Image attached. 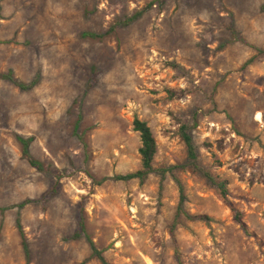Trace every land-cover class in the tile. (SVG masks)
<instances>
[{"label": "rangeland", "instance_id": "obj_1", "mask_svg": "<svg viewBox=\"0 0 264 264\" xmlns=\"http://www.w3.org/2000/svg\"><path fill=\"white\" fill-rule=\"evenodd\" d=\"M250 46L264 49V0H0V74L34 83L0 78V264H101L88 240L108 264H264V58ZM135 119L153 168H174L163 179L113 180L141 169Z\"/></svg>", "mask_w": 264, "mask_h": 264}, {"label": "trees", "instance_id": "obj_2", "mask_svg": "<svg viewBox=\"0 0 264 264\" xmlns=\"http://www.w3.org/2000/svg\"><path fill=\"white\" fill-rule=\"evenodd\" d=\"M137 17L139 16H134L133 18L129 19L128 22H132L133 20H135ZM91 38H99L97 35H87ZM250 48L255 52V58L258 57H262L264 58V49H260L258 47H254V46H250ZM0 78L3 80H9L12 83L15 84L16 87H18L20 90H29L34 86V83L30 84V85H25V84H21V83H17L13 77L11 76V74H7V75H1L0 74ZM93 78L92 77V84H93ZM169 94V98L174 99V98H183L186 95L185 91H181L179 93H175L174 91H168ZM78 129V123L76 126V130ZM133 130L134 132L139 134V138H140V143L141 146L139 148V155L141 158V169L133 172V173H128L125 175H118L116 177H114L113 180L116 181H122V182H128V181H132V180H138L140 182H143L149 175L151 174H159L161 176V179H163V177L165 176V174L167 172H172L174 168H170V169H161V170H155L153 168V158L155 156L156 153V142L154 140L153 134L150 130V128L148 127V125L143 122L140 121L138 119H135L133 121ZM184 140L187 146V153H188V162H190V164L199 172H201L204 177L208 180V182L214 186L216 189H218L220 191V194L222 195L223 198L227 197V190H226V185L224 182H219L217 181L215 178H213L208 172H204L198 167L197 165V152H196V147L193 145L192 140L189 136L185 135L184 136ZM17 141L18 143L21 145V150H22V155L23 157L27 160V162L29 163V165L38 170V171H42V164L35 160L29 153V147L30 144L32 143V139L28 138L25 139L23 137H17ZM106 180V179H105ZM174 181L177 184L179 190H180V204L183 201V195H182V188H181V184L178 181V179L176 177H174ZM27 203V202H26ZM26 203L21 204L19 207L22 208ZM234 210V209H232ZM187 218L191 221H208V217L206 216H191V215H187ZM235 220L237 222L241 221V214L236 212L235 215ZM17 229L21 238V244H22V248L23 251L25 253V256L28 257L29 255V248H28V243L26 241V238L24 236L23 230L20 226L19 221L17 222ZM85 232V224L83 219L80 217L79 218V222H78V234H82ZM90 249H91V256L97 258L101 264H108L105 259L102 256V252L97 250L94 246V244L88 240Z\"/></svg>", "mask_w": 264, "mask_h": 264}, {"label": "bare ground", "instance_id": "obj_3", "mask_svg": "<svg viewBox=\"0 0 264 264\" xmlns=\"http://www.w3.org/2000/svg\"><path fill=\"white\" fill-rule=\"evenodd\" d=\"M257 119L258 120L261 119V115L260 114L257 115Z\"/></svg>", "mask_w": 264, "mask_h": 264}]
</instances>
